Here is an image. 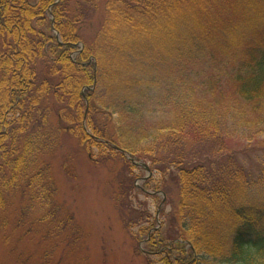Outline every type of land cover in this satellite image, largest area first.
Wrapping results in <instances>:
<instances>
[{
    "label": "trees",
    "instance_id": "obj_1",
    "mask_svg": "<svg viewBox=\"0 0 264 264\" xmlns=\"http://www.w3.org/2000/svg\"><path fill=\"white\" fill-rule=\"evenodd\" d=\"M248 108L264 109V0H0V206L22 176L49 192L29 161L54 113L91 157L120 148L161 174L166 195L175 187L174 234L147 238L164 264H264V203L246 200L254 176L225 131ZM134 188L121 181L114 195L127 228Z\"/></svg>",
    "mask_w": 264,
    "mask_h": 264
},
{
    "label": "rangeland",
    "instance_id": "obj_2",
    "mask_svg": "<svg viewBox=\"0 0 264 264\" xmlns=\"http://www.w3.org/2000/svg\"><path fill=\"white\" fill-rule=\"evenodd\" d=\"M75 2L71 0L72 5ZM51 18L54 17L49 15L48 20ZM131 73L134 74L129 71L127 76ZM114 87L109 85L108 89ZM87 92L84 88L79 91L84 99L78 104L83 116L90 107ZM125 93L121 90L120 95ZM103 96L107 104H117L107 88ZM249 108L242 117L238 112L225 117L226 140L253 173L255 181L246 192V200L264 203V109L254 114ZM48 120L54 134L41 137L40 148L29 161V172L43 164L51 187L47 192V187L42 189L39 182L26 189L22 176L15 186L4 190L0 206V264H164L161 258L166 254L149 253L156 244H148L147 238L158 230L159 234L156 232L153 237L166 238L170 228L169 234H174L176 229L171 227L170 218L179 200L175 187L171 186V195H166L161 174L152 170L149 162L137 160L148 165L146 170L134 164L132 156H116L118 153L105 162L97 158V149L91 150V157L75 136L57 130L54 113L49 114ZM81 126L85 128L86 121ZM121 181L135 186L123 200L139 218L138 225L130 228L125 226L122 207H117L114 200ZM150 226L154 227L148 233ZM201 256L204 254L196 253V259ZM204 259L199 264H213Z\"/></svg>",
    "mask_w": 264,
    "mask_h": 264
},
{
    "label": "water",
    "instance_id": "obj_3",
    "mask_svg": "<svg viewBox=\"0 0 264 264\" xmlns=\"http://www.w3.org/2000/svg\"><path fill=\"white\" fill-rule=\"evenodd\" d=\"M119 150H120V149H119ZM121 151H122V150H121ZM122 152H123V151H122ZM131 160L133 161L134 164H136V165H142V166H144V167L146 168V170H149V167H148L146 164H143V163L137 162V161H135L134 158H131Z\"/></svg>",
    "mask_w": 264,
    "mask_h": 264
}]
</instances>
